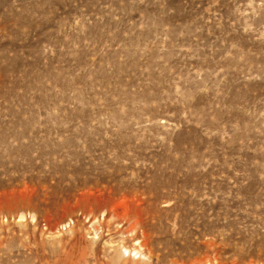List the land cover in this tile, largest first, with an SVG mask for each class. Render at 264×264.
I'll use <instances>...</instances> for the list:
<instances>
[{
    "label": "rangeland",
    "instance_id": "1",
    "mask_svg": "<svg viewBox=\"0 0 264 264\" xmlns=\"http://www.w3.org/2000/svg\"><path fill=\"white\" fill-rule=\"evenodd\" d=\"M0 264H264V0H0Z\"/></svg>",
    "mask_w": 264,
    "mask_h": 264
},
{
    "label": "bare ground",
    "instance_id": "2",
    "mask_svg": "<svg viewBox=\"0 0 264 264\" xmlns=\"http://www.w3.org/2000/svg\"><path fill=\"white\" fill-rule=\"evenodd\" d=\"M75 154V153H74Z\"/></svg>",
    "mask_w": 264,
    "mask_h": 264
}]
</instances>
